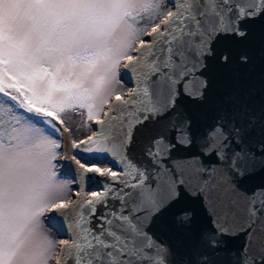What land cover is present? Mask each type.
<instances>
[{
  "label": "snow or ice",
  "instance_id": "snow-or-ice-1",
  "mask_svg": "<svg viewBox=\"0 0 264 264\" xmlns=\"http://www.w3.org/2000/svg\"><path fill=\"white\" fill-rule=\"evenodd\" d=\"M256 22L264 0H0V264H264V32L258 87L212 72L253 64L223 45Z\"/></svg>",
  "mask_w": 264,
  "mask_h": 264
},
{
  "label": "water",
  "instance_id": "water-1",
  "mask_svg": "<svg viewBox=\"0 0 264 264\" xmlns=\"http://www.w3.org/2000/svg\"><path fill=\"white\" fill-rule=\"evenodd\" d=\"M250 39L244 42H234L227 41L224 43V47L228 48L234 56L239 55L242 51H248L253 57V64L247 68L239 67L238 65H233L231 67H213V79H214V88L213 95L219 96L228 93L238 87H245L250 84H255L259 86V78L261 72V59L259 56V37L262 32H264V23L256 22L252 25H249ZM122 79L130 87H133V83L130 78L125 76L124 69L122 68ZM107 110V108H106ZM93 129L97 126L93 123ZM64 146L62 147V152L67 151L69 156L72 155L71 151V139L69 134H65L63 141ZM74 153L76 150L73 151ZM78 155H83L79 154ZM74 164L71 160H62L61 161V172L71 179L74 176ZM264 182V176H255L251 179V183L259 184ZM75 188V185L73 184ZM92 187V186H89ZM181 207L190 209L194 214L193 220V231H198L203 227L208 225V216L205 211L202 209L200 203L192 198L185 199L181 202ZM161 226H158L154 229L157 232V235L161 239H166L169 243L176 244L177 242L187 243V236L176 229V227L171 223V214L167 215L160 222ZM48 226L56 233L59 239L64 238L63 234L59 233L51 224L48 223ZM236 245L242 243V239L235 242ZM55 264V261L54 263Z\"/></svg>",
  "mask_w": 264,
  "mask_h": 264
},
{
  "label": "trees",
  "instance_id": "trees-1",
  "mask_svg": "<svg viewBox=\"0 0 264 264\" xmlns=\"http://www.w3.org/2000/svg\"><path fill=\"white\" fill-rule=\"evenodd\" d=\"M70 118L65 117V122L71 128V135H69L70 139H82L85 136L89 135V131L87 128L82 127L83 117L78 115L77 113H70ZM93 129V128H92ZM61 172V170H60ZM46 224L47 220H46Z\"/></svg>",
  "mask_w": 264,
  "mask_h": 264
},
{
  "label": "rangeland",
  "instance_id": "rangeland-1",
  "mask_svg": "<svg viewBox=\"0 0 264 264\" xmlns=\"http://www.w3.org/2000/svg\"><path fill=\"white\" fill-rule=\"evenodd\" d=\"M118 79H119V81H120V83L121 84H123V86H124V88L125 89H127V88H129V86L124 82V80L122 79V67H121V69H120V75H119V77H118ZM106 108H107V106L105 107V110H106ZM80 111H84V110H80ZM70 113H72V112H69V113H66L65 114V117H69L70 118ZM85 115H86V112H85ZM84 118V117H83ZM71 119V118H70ZM93 124V123H92ZM92 124H91V128H93L92 127ZM88 134H90V132L88 133ZM57 137L59 138V135L57 134ZM61 151H62V149H61ZM61 161L62 160H58V161H56V163L58 164V165H60V167H58L57 168V171H58V173L64 178V179H66V180H71V178L69 177V176H67V175H65V174H63L62 172H60V170H61ZM71 187H73V185H70ZM74 188V187H73ZM45 231L47 232V234L52 238V239H54V240H56V239H59L58 237H57V235H56V233L46 224V221H45ZM54 263V260L51 262V264H53Z\"/></svg>",
  "mask_w": 264,
  "mask_h": 264
},
{
  "label": "bare ground",
  "instance_id": "bare-ground-1",
  "mask_svg": "<svg viewBox=\"0 0 264 264\" xmlns=\"http://www.w3.org/2000/svg\"><path fill=\"white\" fill-rule=\"evenodd\" d=\"M71 151H72L71 153L73 154V153H74V152H73L74 150H73L72 148H71Z\"/></svg>",
  "mask_w": 264,
  "mask_h": 264
}]
</instances>
